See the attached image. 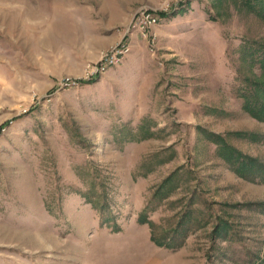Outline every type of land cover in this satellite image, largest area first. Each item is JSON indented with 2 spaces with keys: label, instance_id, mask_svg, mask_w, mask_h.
Segmentation results:
<instances>
[{
  "label": "rangeland",
  "instance_id": "1",
  "mask_svg": "<svg viewBox=\"0 0 264 264\" xmlns=\"http://www.w3.org/2000/svg\"><path fill=\"white\" fill-rule=\"evenodd\" d=\"M263 46L242 0H0V264H264Z\"/></svg>",
  "mask_w": 264,
  "mask_h": 264
},
{
  "label": "built area",
  "instance_id": "2",
  "mask_svg": "<svg viewBox=\"0 0 264 264\" xmlns=\"http://www.w3.org/2000/svg\"><path fill=\"white\" fill-rule=\"evenodd\" d=\"M161 19L159 13L147 8L141 9L134 16L132 30L153 39L155 38L154 28L160 24ZM130 51L131 45L127 42H121L112 47L109 51L103 53L97 62L88 66V78L90 80L100 78L111 68L120 66Z\"/></svg>",
  "mask_w": 264,
  "mask_h": 264
},
{
  "label": "trees",
  "instance_id": "3",
  "mask_svg": "<svg viewBox=\"0 0 264 264\" xmlns=\"http://www.w3.org/2000/svg\"><path fill=\"white\" fill-rule=\"evenodd\" d=\"M242 3L248 7L250 10L256 12L257 14L264 16V0H242ZM161 17H166V13H161L160 14ZM261 50V49H259ZM258 51V50H257ZM256 52V51H255ZM262 57L259 59L262 63V66L264 67V46L262 47ZM247 102V101H246ZM245 110L247 112H249V114L255 118L258 119L260 121H264V105L259 106L256 104H253L252 102H247L246 106H245ZM152 226V224H151ZM153 240L156 242V240L153 237ZM158 245H160V243L157 242ZM168 247H172L170 245H167ZM176 248V247H174Z\"/></svg>",
  "mask_w": 264,
  "mask_h": 264
},
{
  "label": "crops",
  "instance_id": "4",
  "mask_svg": "<svg viewBox=\"0 0 264 264\" xmlns=\"http://www.w3.org/2000/svg\"><path fill=\"white\" fill-rule=\"evenodd\" d=\"M157 29V28H156ZM139 37V33L137 32V33H134V34H132L131 35V38L133 39V40H135V39H137Z\"/></svg>",
  "mask_w": 264,
  "mask_h": 264
}]
</instances>
